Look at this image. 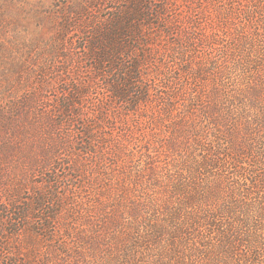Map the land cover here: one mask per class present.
Instances as JSON below:
<instances>
[{
  "label": "rangeland",
  "instance_id": "obj_1",
  "mask_svg": "<svg viewBox=\"0 0 264 264\" xmlns=\"http://www.w3.org/2000/svg\"><path fill=\"white\" fill-rule=\"evenodd\" d=\"M119 21L129 22L127 31L116 29ZM263 40L264 0H0V264L10 254L25 264H55L47 256L51 241L25 237L47 215H56L44 223L56 238L83 224L98 226L86 223L87 210L95 221L107 212L128 224L127 212L139 204L143 219L162 224L165 208L182 199L175 178L187 176L182 168L191 165L183 166L193 142L182 131L200 124L190 100L202 101L221 86L233 94L253 79L264 81ZM114 55L117 68L136 65L139 72L127 100L112 92L123 82L120 72L107 70ZM214 65L225 70L223 78ZM237 125L235 142L245 136L244 120ZM54 171L58 182L49 183ZM213 174L187 177L209 184ZM38 190L61 206L47 200L20 224L26 230L13 234L1 210L25 205ZM226 196L220 192L211 207ZM167 237L142 244L144 264L189 258L196 241ZM113 259L103 251L87 264Z\"/></svg>",
  "mask_w": 264,
  "mask_h": 264
},
{
  "label": "trees",
  "instance_id": "obj_2",
  "mask_svg": "<svg viewBox=\"0 0 264 264\" xmlns=\"http://www.w3.org/2000/svg\"><path fill=\"white\" fill-rule=\"evenodd\" d=\"M128 23L119 21L115 27L124 32L129 28ZM108 56L103 50L100 59L104 61ZM113 58L115 55L109 58L107 70L110 73L116 69L123 82L114 84L112 92L119 100H127L134 89L132 80H138L139 72L136 65L120 70ZM215 68L219 79L223 78L225 70L214 65ZM145 93L141 88L138 95L141 97ZM67 108L62 106L64 111ZM188 110L198 112L194 120L200 125L193 132L189 128L182 131L184 139L193 142L192 159L189 161L186 156L183 162V166L191 165L182 168V172L187 176L200 172L198 176L208 174L209 177L214 170L215 174L209 184L199 182L198 176L191 180L185 174L177 175L173 188L174 192L182 193V199L177 206L165 208L162 224H157L159 222L154 218L143 219L144 208L134 204L127 212L131 219L128 224H122L114 213L107 212H102L100 220L95 221L92 211L87 210L86 223L99 222L98 226L89 228L83 224L82 229H68L64 238H56L55 233L47 232L48 227L44 224L46 219H56L53 214L37 219L39 223L31 233L28 231L26 239L51 241L47 256H54L55 264H87V259L94 253L103 251L114 256L112 264H144L139 258L142 244L149 242L155 246L164 236L170 240L184 239L187 245L196 241L183 264H193L194 258L200 264H264V81L253 79L246 89L233 94L226 92L224 86L215 88L202 101L192 98ZM239 118L244 120L242 132L245 136L235 142L237 129H241L237 125ZM146 164L149 172L156 175L153 158L147 157ZM55 176L56 171L49 183L58 182ZM220 192L227 195L226 199L218 209H213L211 199L217 198ZM48 198L38 190L25 205L4 206L1 213L8 219L4 221L14 227L12 233L17 234L20 229L24 232L28 226L20 228V224L27 223L30 214L42 212L47 200L52 202L47 204L61 206L59 198ZM74 220L77 222L72 218ZM87 246L90 251L84 254ZM5 261L6 264H25L15 254L8 255Z\"/></svg>",
  "mask_w": 264,
  "mask_h": 264
}]
</instances>
